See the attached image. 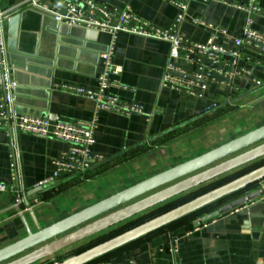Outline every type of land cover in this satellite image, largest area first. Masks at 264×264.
Masks as SVG:
<instances>
[{
	"label": "crops",
	"instance_id": "crops-1",
	"mask_svg": "<svg viewBox=\"0 0 264 264\" xmlns=\"http://www.w3.org/2000/svg\"><path fill=\"white\" fill-rule=\"evenodd\" d=\"M26 1L0 0L1 13L21 16L16 51L7 53L12 79L19 85L13 97L16 112L46 114V120L50 122L88 121L94 115L95 104L65 93L62 86L96 89L99 51L109 46L111 36L94 31H90L94 35L87 37L80 34L60 36L53 19L24 7ZM40 1L51 3L52 0ZM92 1L111 12L127 9L141 21L161 30L176 23L180 12L178 4L185 3L184 17L178 28L181 36L196 44L213 37L217 45L230 48L246 18V13L237 6H248L251 0ZM258 4L259 11L253 16L252 28L264 35V0H259ZM2 20L6 34L8 20ZM115 21L113 19V23ZM116 34L113 61L123 71L118 77L121 86L110 90V93L122 102L141 105L144 114L124 116L100 111L94 132L95 142L90 151L101 157L102 163L94 165L81 177L62 178L51 189L37 193L35 196H40L41 202L35 206H32V198H28L31 209L20 205L19 211L10 209L2 213L0 250L26 236L21 217L35 233L36 224L40 229L50 227L103 199L264 126L262 49L243 47V60L239 65L248 77L247 80L234 81L235 89L228 99L218 90L212 77L207 78V90L200 99L160 88L159 82L170 51L168 43L122 32ZM253 80L260 81L262 86L255 87ZM2 94L0 88V97ZM238 97L239 100L231 103ZM213 106L217 110L210 112L214 110L211 109ZM178 126L181 127L176 128ZM66 149L67 146L56 139L21 132L8 135L0 127V182L16 189L11 172L12 155H15L19 189L28 193L34 185L51 177L53 160ZM262 161L264 158L257 159L36 264H53L68 259L143 217L186 200L224 178L254 168ZM248 192L255 194L252 200L264 198L262 184L257 183L88 264H264V201L256 200L253 205L220 212L246 198ZM18 197L16 193H0V212L13 206ZM238 207L240 209L236 213H230ZM214 212H219V215L206 222L201 221Z\"/></svg>",
	"mask_w": 264,
	"mask_h": 264
},
{
	"label": "built area",
	"instance_id": "built-area-1",
	"mask_svg": "<svg viewBox=\"0 0 264 264\" xmlns=\"http://www.w3.org/2000/svg\"><path fill=\"white\" fill-rule=\"evenodd\" d=\"M258 2L259 0H251L248 6H237V9L246 13V18L239 36L232 39V47L230 48L217 45L213 37L201 44L189 42L182 37L178 28L184 17L185 3L178 4L180 12L176 23L169 29L161 30L141 21L127 9L118 13L111 12L102 4L92 0H52L51 3L28 0L24 2V7L48 15L58 27L66 26L96 33L102 32L111 36L109 46L99 54L100 70L96 76V89L62 86L65 93L85 98L95 104L93 117L83 122L60 120L50 122L40 116H29L16 112L13 97L17 85L12 79V71L6 50L7 37L2 20L3 18L8 20L11 16H5L4 13L0 12V88L3 91L0 97V127L8 135L21 132L31 136L53 138L67 146V149L53 160L51 177L37 183L34 188L51 189L62 178L81 177L94 165L102 163L103 159L93 155L90 151L95 142L94 132L98 126L97 115L100 111L118 113L124 116L144 114L141 105L122 102L110 93V90L121 86L118 77L123 71L121 66L113 61L116 33L133 34L169 44L170 51L165 70L159 82L161 89H170L201 99L207 90L206 80L208 77H212V81L216 83L218 90L222 91L228 99L235 89L234 81L236 79L247 80L248 77V73L239 65L240 61L243 60V47H253L259 50L264 47V35L252 28L253 16L259 11ZM113 19H116L115 23H113ZM185 75L193 80L184 78ZM253 84L255 87L262 86L260 81L253 80ZM211 109H216V106ZM12 157L11 172L16 189H11L7 184L0 182V193H16L19 196L17 201L23 202L28 197L25 196V191L19 189L17 157L15 155H12ZM259 183L264 188V180ZM31 198L32 206L41 202L40 196L34 195ZM244 199L245 202L240 207L253 205L256 200L264 201V198ZM240 207L235 208L230 213H236ZM27 208L31 209L29 204Z\"/></svg>",
	"mask_w": 264,
	"mask_h": 264
},
{
	"label": "water",
	"instance_id": "water-1",
	"mask_svg": "<svg viewBox=\"0 0 264 264\" xmlns=\"http://www.w3.org/2000/svg\"><path fill=\"white\" fill-rule=\"evenodd\" d=\"M20 18L21 16L19 14H14L7 21L6 50L9 54L16 51ZM55 25L60 36H64L65 34H80L84 37L94 35V33L88 30H79L66 26L58 27L56 23ZM262 51L264 52V47ZM99 52L104 51L101 50ZM184 78L192 79L187 75ZM15 83L17 87L14 94L17 93L19 87L16 81ZM239 99L240 97L231 103ZM216 110L214 109L210 112ZM25 115L40 116L39 114ZM40 117L46 119L47 116L46 114H42ZM180 127L178 126L176 128ZM260 158H264V126L254 129V131L236 140L223 144L221 147L211 150L200 157L170 168V170L157 174L153 178L144 180L131 188L103 199V201L81 212L53 223L50 227L40 229L38 224L35 223L37 229L35 233L31 231L24 217H21L20 220L25 229L26 236L16 243L0 250V264H36L74 244L100 234L104 230L117 226L123 221L153 209L155 206L161 205L174 197L199 188L205 185V183L222 178V176L232 173ZM262 180H264V164L258 166L255 170L222 184L220 187L209 190L205 194L190 199L184 204L154 216V218L140 223L138 226L123 231L121 234L87 248V250L78 254L72 255L68 259L53 262V264H88L104 257V255L112 251L121 249L125 245L138 241V239L158 229L171 225L173 222L185 218L192 213H196L224 197L238 193L241 190H246L248 187ZM45 191L47 189L41 190V188L37 187L25 193V196L31 198L37 193H43ZM255 197V194H250L249 192L246 195L247 200H252ZM244 200L242 198L231 206L223 208L220 212L223 213L229 208L240 206L245 202ZM20 205L27 207V200L23 202L17 201L9 209L2 210L0 215L10 209L19 211ZM218 215L219 212L207 214L201 218V221L206 222Z\"/></svg>",
	"mask_w": 264,
	"mask_h": 264
},
{
	"label": "trees",
	"instance_id": "trees-1",
	"mask_svg": "<svg viewBox=\"0 0 264 264\" xmlns=\"http://www.w3.org/2000/svg\"><path fill=\"white\" fill-rule=\"evenodd\" d=\"M263 164H264V161H262V162L259 163V164H255L254 168H251V167H250V168H248V169H246V170L239 171L238 174H236L235 176H233V177H231V178H226V179L224 178L221 182L215 183L214 186H211V187H209V188H206L205 190H202V192H199V193H197V194H194V195L188 197V199H186V200H182V201H179V202H175V203L171 204L170 206H167V207L161 208L160 210L155 211L153 214L148 215V216L143 217L142 219L138 220L137 223L132 224V225L126 227V228H123V229H121V231H118V232H116V233H113V234H110V235L104 237V238H103L101 241H99L97 244H100V243L104 242L105 240H107V239H109V238H111V237H114V236H116V235H119V234H121V232H123V231H126V230H128V229H131V228H133V227H135V226H138V224L143 223V222H145V221H147V220H149V219H151V218H154V216H157V215L162 214V213H164V212H166V211H169V210H171V208H174V207H176V206H178V205L184 204L185 202H188V200H190V199H193V198H195V197H197V196H200V195H202V194H205V192H207V191H209V190H212V189H214V188L220 187V186H222V184H224V183H226V182H229V181H231V180H233V179H236V178H238L240 175H243V174H246V173H248V172H250V171H252V170H255L258 166H261V165H263ZM256 184H257V183H256ZM256 184H255V185H256ZM255 185H252V186H255ZM252 186H250V187H252ZM250 187H248V188H250ZM241 191H243V190H241ZM241 191H239V192H241ZM239 192H238V193H239ZM238 193H235V194L229 195V196L224 197V198H222V199L228 198V197L233 196V195H236V194H238ZM222 199L219 200V201H217L216 204L219 203V202H221ZM214 204H215V203H214ZM211 205H212V204H211ZM211 205H209V206H211ZM209 206H206L204 209H202V210H200V211H198V212H196V213H192V214H190L189 216H191V215H195V214H197V213H199V212H202V211H204V210H205L207 207H209ZM189 216H187V217H185V218H188ZM182 219H183V218H182ZM178 221H179V220H178ZM173 223H174V222H173ZM171 225H172V224H171ZM168 226H170V225H168ZM168 226H166V227H168ZM166 227H163V228H161V229H164V228H166ZM158 230H160V229H158ZM156 231H157V230H156ZM153 233H154V232H153ZM151 234H152V233H151ZM97 244H96V245H97ZM94 246H95V245H94Z\"/></svg>",
	"mask_w": 264,
	"mask_h": 264
}]
</instances>
